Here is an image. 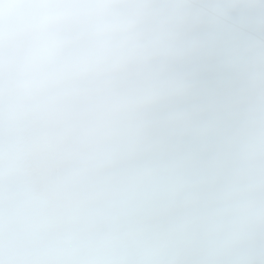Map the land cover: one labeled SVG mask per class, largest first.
I'll use <instances>...</instances> for the list:
<instances>
[{
  "label": "clouds",
  "instance_id": "obj_1",
  "mask_svg": "<svg viewBox=\"0 0 264 264\" xmlns=\"http://www.w3.org/2000/svg\"><path fill=\"white\" fill-rule=\"evenodd\" d=\"M0 264H264V0H0Z\"/></svg>",
  "mask_w": 264,
  "mask_h": 264
}]
</instances>
